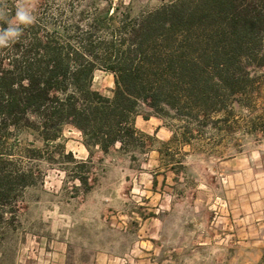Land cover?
I'll return each mask as SVG.
<instances>
[{
	"label": "rangeland",
	"instance_id": "obj_1",
	"mask_svg": "<svg viewBox=\"0 0 264 264\" xmlns=\"http://www.w3.org/2000/svg\"><path fill=\"white\" fill-rule=\"evenodd\" d=\"M169 1L0 0V19L14 30L35 25L74 43L108 3L118 7L116 27L126 6L136 17ZM18 8L30 13L31 23L16 20ZM107 38L100 30L93 36ZM259 80L240 97L246 104H231L225 122H212L219 115L188 123L145 119L143 108L132 121L138 144L126 151L89 153L70 126L44 147L34 141L29 147L42 148L41 156L18 162L34 169L35 184L3 210L0 264H87L100 243H115L113 251L125 253L129 264H264V78ZM92 88L110 96L113 76L97 69Z\"/></svg>",
	"mask_w": 264,
	"mask_h": 264
},
{
	"label": "trees",
	"instance_id": "obj_2",
	"mask_svg": "<svg viewBox=\"0 0 264 264\" xmlns=\"http://www.w3.org/2000/svg\"><path fill=\"white\" fill-rule=\"evenodd\" d=\"M117 9L108 3L74 43L35 25L8 35L0 19V224L35 184L18 162L41 156L34 141L44 147L70 126L89 153L126 151L138 144L132 121L143 108L145 119L225 122L264 78V0H170L136 17L126 6L115 27ZM98 30L108 38L95 41ZM97 69L113 76L110 96L92 88Z\"/></svg>",
	"mask_w": 264,
	"mask_h": 264
},
{
	"label": "crops",
	"instance_id": "obj_3",
	"mask_svg": "<svg viewBox=\"0 0 264 264\" xmlns=\"http://www.w3.org/2000/svg\"><path fill=\"white\" fill-rule=\"evenodd\" d=\"M115 243L99 244L100 251H89V261L87 264H129V260L125 259V253L116 254L114 250ZM128 251L130 246H128ZM129 253V252H128Z\"/></svg>",
	"mask_w": 264,
	"mask_h": 264
},
{
	"label": "clouds",
	"instance_id": "obj_4",
	"mask_svg": "<svg viewBox=\"0 0 264 264\" xmlns=\"http://www.w3.org/2000/svg\"><path fill=\"white\" fill-rule=\"evenodd\" d=\"M15 16H16V20L22 24H29L32 21V17L30 15V13L23 8H18L16 10ZM14 28H15V31H10V29L7 28L4 30V33L12 35V36H17L19 30L16 27H14Z\"/></svg>",
	"mask_w": 264,
	"mask_h": 264
}]
</instances>
